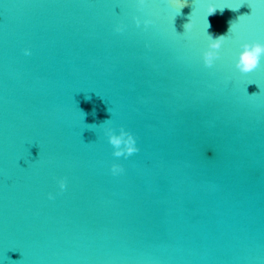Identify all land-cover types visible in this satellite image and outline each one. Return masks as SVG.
<instances>
[{
	"label": "water",
	"instance_id": "1",
	"mask_svg": "<svg viewBox=\"0 0 264 264\" xmlns=\"http://www.w3.org/2000/svg\"><path fill=\"white\" fill-rule=\"evenodd\" d=\"M206 17L228 33L212 67ZM246 41L264 42V0H0V264H264V58L240 73ZM121 126L127 158L103 131Z\"/></svg>",
	"mask_w": 264,
	"mask_h": 264
},
{
	"label": "clouds",
	"instance_id": "2",
	"mask_svg": "<svg viewBox=\"0 0 264 264\" xmlns=\"http://www.w3.org/2000/svg\"><path fill=\"white\" fill-rule=\"evenodd\" d=\"M145 3V0H138V6H143ZM187 3V0H178V4L180 9L185 6ZM250 6V5H249ZM251 8V6H250ZM219 9L221 12H223L224 8H218L215 4L209 3L207 5V17L209 15H214ZM232 10H238L239 8H230ZM192 13L190 14L188 18V22L184 24V32H187L192 29L193 22L191 20ZM243 16V15H241ZM241 16L238 17V19L241 18ZM206 17V21H207ZM135 22L137 26L140 25L141 21L138 17H134ZM152 21L145 19L143 23L145 26L150 24ZM234 21L229 22V29L228 32L232 31ZM211 27V24L207 21V27L205 29V32L207 34L208 38V46L207 49L203 52V62L206 67H212L215 60L219 58L220 56V49L223 43L225 42L227 38V34H220V35H213L212 33L208 32V29ZM124 30L123 25H117L115 27V31L122 32ZM179 34V33H178ZM240 51L238 54V58L235 62V67L238 69V71L242 74H247L258 67H260L261 59L264 58V42L260 41H251V42H244L240 45ZM25 55H30V49L25 48L24 49ZM258 93H253L250 96H255ZM249 95V94H248ZM110 119L105 120L99 125L91 124L89 128L94 129L95 127H101L109 122ZM104 135L107 136L109 143L113 146V155L115 157H125L131 156L132 154L139 151V148L136 144V138L135 136L130 132L127 131L123 126L120 127V130L118 133L112 132V130L109 127H103ZM124 171V168L122 165L118 163H113L111 165V172L113 175L122 173ZM59 189L63 191L66 188V180L64 178H60L58 180ZM49 198L53 199L54 196L52 193H49Z\"/></svg>",
	"mask_w": 264,
	"mask_h": 264
}]
</instances>
